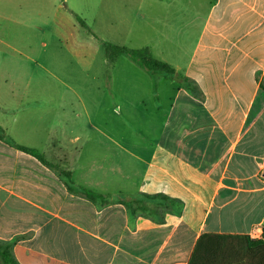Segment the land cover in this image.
<instances>
[{"label": "crops", "instance_id": "0c3cea01", "mask_svg": "<svg viewBox=\"0 0 264 264\" xmlns=\"http://www.w3.org/2000/svg\"><path fill=\"white\" fill-rule=\"evenodd\" d=\"M12 1L18 0H1V8ZM107 1L112 9H124L113 12V45L130 38L137 26L145 32L158 20L177 32H197L187 63L177 69L201 95H191L172 81L174 96L157 109L158 139L113 142L110 170L98 167L97 158H83L85 144L78 138L82 148L66 160L95 162L82 174L78 163L60 169L51 162L53 154L40 152L55 167L50 168L15 146L35 149L23 137L34 135L33 124L0 120V242L13 244L19 264H189L205 234L260 238L264 0ZM167 15L173 18L170 24ZM67 30L70 45L81 50L86 41L76 40L72 28ZM178 47L182 49L183 42ZM21 49L0 38L4 115L20 112L6 105L20 103L22 89H17L16 79L21 76L26 87L38 79V54ZM62 170L70 172L75 185L111 195V202L101 205L71 193L59 177ZM119 195H144V203H134L136 211L131 212L114 201Z\"/></svg>", "mask_w": 264, "mask_h": 264}, {"label": "rangeland", "instance_id": "374dc122", "mask_svg": "<svg viewBox=\"0 0 264 264\" xmlns=\"http://www.w3.org/2000/svg\"><path fill=\"white\" fill-rule=\"evenodd\" d=\"M109 5L107 0H54V4L52 0H18L1 8L0 0V38L22 47L25 53L38 54L39 70L38 79L28 87L21 76L16 79L23 96L19 104L10 101L6 105L20 112L0 113V120L23 127L33 124L34 135L23 136L29 139L27 145L47 156L53 154L55 160L51 162L60 169L78 163L80 174L95 162L66 160L82 148L78 138L85 144L83 158H97L98 167L102 164L110 170L113 142L158 139L161 114L157 109L167 106L175 93L174 83L164 75L150 74L126 55H107L105 44L114 43L113 12L124 11ZM166 21L170 24L173 18L167 15ZM156 23L145 32L137 26L130 38L117 45L131 50L148 48L153 60L181 73L178 65L187 63L197 32L185 34L174 26L163 27L159 20ZM66 27L75 31L76 40L86 41L81 50L70 45ZM25 42L31 48L27 49ZM181 42L182 49L178 47ZM114 104L122 109L117 111Z\"/></svg>", "mask_w": 264, "mask_h": 264}, {"label": "trees", "instance_id": "16d2710c", "mask_svg": "<svg viewBox=\"0 0 264 264\" xmlns=\"http://www.w3.org/2000/svg\"><path fill=\"white\" fill-rule=\"evenodd\" d=\"M78 20L84 24L81 19L78 18ZM105 48L108 56L117 58L120 55H126L131 61L135 62L150 74H162L177 83L180 87H183L191 95H201L197 85L193 81L176 74V71L169 65L153 60L148 48L131 50L110 43L105 44ZM0 137L4 138L1 129ZM15 146L37 157L50 168H55L37 150L20 145ZM59 177L64 181L67 189L73 194L79 195L94 203H100L101 205H107L111 202L112 196L109 194H102L92 189L75 185L71 180L69 171L62 170L59 172ZM143 198H145L144 195H119L116 198L114 197V201L124 204L131 209V212H135L136 209L133 204H143ZM137 208H140V206ZM12 245V243L0 242V264H19L13 255ZM189 264H264V226L261 228L260 238H251L247 235L218 234H205L201 236Z\"/></svg>", "mask_w": 264, "mask_h": 264}]
</instances>
